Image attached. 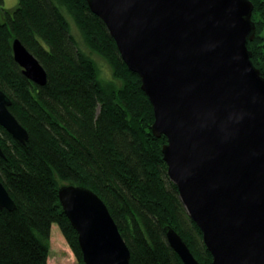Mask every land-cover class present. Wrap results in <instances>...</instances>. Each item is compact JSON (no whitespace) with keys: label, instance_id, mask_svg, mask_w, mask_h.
Wrapping results in <instances>:
<instances>
[{"label":"trees","instance_id":"1","mask_svg":"<svg viewBox=\"0 0 264 264\" xmlns=\"http://www.w3.org/2000/svg\"><path fill=\"white\" fill-rule=\"evenodd\" d=\"M254 3L257 35L249 41L264 75V0ZM0 0V88L10 110L28 130L22 143L0 126V178L16 203L0 207V264H48L57 223L78 264H85L77 230L59 188L84 185L109 207L131 251V264H184L165 226L184 238L202 264H214L199 225L187 212L168 174L156 136L154 107L141 76L129 69L106 24L88 0ZM75 18L90 50L110 63L113 78L100 77L93 57L72 33L63 12ZM19 38L48 73L45 85L27 78L14 59Z\"/></svg>","mask_w":264,"mask_h":264},{"label":"water","instance_id":"2","mask_svg":"<svg viewBox=\"0 0 264 264\" xmlns=\"http://www.w3.org/2000/svg\"><path fill=\"white\" fill-rule=\"evenodd\" d=\"M122 59L142 79L168 174L203 233L214 264H264V75L248 43L252 0H88ZM14 59L39 85L48 73L15 38ZM0 88V126L21 141L28 130ZM0 154H3L0 145ZM61 204L79 235L85 264H131V251L103 198L65 183ZM0 207L16 203L0 178ZM184 264H202L182 235L165 226Z\"/></svg>","mask_w":264,"mask_h":264},{"label":"rangeland","instance_id":"3","mask_svg":"<svg viewBox=\"0 0 264 264\" xmlns=\"http://www.w3.org/2000/svg\"><path fill=\"white\" fill-rule=\"evenodd\" d=\"M18 0H4L3 6L13 8L17 6ZM63 12L66 15L72 33L80 41L81 46L93 57L99 68L100 77L103 79L113 78V69L106 58L92 51L87 46L83 34L74 18V16L63 7ZM48 264H78V259L65 238L60 226L54 223L51 232V249L48 257Z\"/></svg>","mask_w":264,"mask_h":264}]
</instances>
